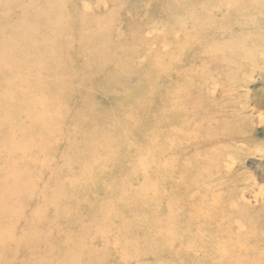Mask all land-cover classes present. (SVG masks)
Here are the masks:
<instances>
[{
    "label": "rangeland",
    "instance_id": "1",
    "mask_svg": "<svg viewBox=\"0 0 264 264\" xmlns=\"http://www.w3.org/2000/svg\"><path fill=\"white\" fill-rule=\"evenodd\" d=\"M42 1L45 4L41 9L40 2ZM112 1L116 3V6L125 5L120 16L121 20H117L114 27L111 28L113 30L110 31H117L121 34L109 37L99 33L100 36L96 37L90 33L83 36V32L91 28L90 26L89 28L85 27L90 22L82 17L84 14L81 16L83 3L88 2L87 0H0V49L4 47V50L1 51L7 53L3 58H0L4 63V66L0 68V75L3 82L6 83L5 86L8 87L10 84L11 87L12 85L17 87L19 85L18 67L12 63L13 53L12 50H9L11 33L15 32L16 35L27 29L39 31L42 36L52 34L57 38V42L53 43L57 55L55 53L51 55V58L55 59V63L50 69L52 77L48 82V84L51 83L53 90L50 94L53 107L50 108H52L51 117L54 131L49 134L50 138L47 140L42 139V133L38 137V149L32 150L36 153L30 158L36 164V167L30 171L33 183L30 185L26 179V189L28 187L29 189L27 192H23V197L17 198L16 192L7 191V186L4 183L0 184V207L1 203L5 202L12 205L11 201L17 208L23 202L31 206L24 212L26 214L24 216L19 209L12 212V218L8 217L4 225L0 226V264H123L122 261H126L127 264H164L158 258L166 257L167 254L172 255L169 253L170 250L175 252V248L179 247L176 242L167 245L171 247L170 249L160 245L150 249L148 246L144 249L149 252V256H143L142 253L136 251L133 248V237L139 239L144 235L145 229L140 228L133 233L131 230L133 224H131L129 229L122 230L123 233L120 234L118 222L113 220L115 212L109 213V208H105V206L109 207L112 201L107 199L112 194L107 195L105 190L112 189L118 195L128 194V188H132L138 184V181H141L137 173L139 174L140 167L144 165L151 166L149 177H153L159 186L163 185V182L167 186L168 180L166 179H173L172 177L178 179V173L174 166L180 165L183 157H192L191 153L186 154L183 147L177 145V141H175L183 133V130L180 129L183 123L182 114L163 112L161 103V101L170 103L164 97L169 96L170 90L176 88L177 83H180L182 79L178 75L165 73V68L170 67L171 59L162 55L161 52L148 51L145 48V41L140 39L144 35H150V32H148L149 34L142 32V30L146 31L145 27L150 21L156 20L160 29L166 23L171 22L170 14L167 16L165 12V15L162 12L164 7L174 4V8H180L188 2L193 3L196 0ZM149 1L150 7L145 9L143 5L147 6ZM157 5L161 6L157 7ZM61 8V15L55 14L59 13ZM52 15L59 16L58 19H55L56 22L50 21V17L53 19ZM41 16L46 18L45 26L42 29L38 27ZM133 18L136 21L133 22ZM253 34L256 33L249 35ZM261 35L264 36V33ZM156 42L158 43V41ZM31 44L35 45L36 41L32 40ZM59 45L65 50L60 51ZM78 46L81 47V50L77 49ZM252 46L258 47L259 42L255 41ZM82 50L84 53H81ZM246 51L248 52V50ZM247 52L244 57H237L235 53L230 54L229 52V54L217 58L223 64H227V60H230V68L222 70L220 73L229 81L225 82L235 86L237 84L234 82L235 79L239 77L242 80V83H238L236 86L239 92L238 99L241 98V102L244 103L245 110L243 111L248 114L245 116L251 124L250 132H243L247 143L236 144L243 145L241 157L229 162L228 168L233 167V162H235L237 172L242 173L246 179L247 177L254 178L256 184L263 186L264 124L261 122V118L264 116L261 117V115H264V51L259 57L249 55ZM46 54L49 55L47 49L45 51L41 49L37 53L43 62L44 57L49 58V56H45ZM210 56L206 55V52L196 56L188 54L184 59L178 61L181 63L178 66L188 72V75L189 71L193 69L194 74H190L188 79L190 78V82L195 81L201 86L208 81L202 79V72L205 66H208L206 69L210 68L214 73V85H217L224 81L219 80L220 76L216 74L215 67L218 63H214V67L207 63ZM243 62L244 65L241 66ZM235 65L236 67L240 66V71L233 69ZM174 66L175 64L172 68ZM45 69H48V64L44 69L42 66L41 75L44 78L43 71ZM237 72H239L238 75ZM91 87H94L95 91H104L105 89L107 94H102L103 97L98 98L95 94L90 93ZM152 92L156 95L154 96ZM41 94L37 99L39 110L45 109L48 105L47 101H51L50 96L45 95L46 92L42 90ZM96 102L100 103L97 105L100 110L96 113L99 117L95 115L94 119H90L86 115L84 116V111L89 112L91 108L94 112L93 106ZM215 107L216 105H212V110L209 111L211 112L210 117H226L228 109L233 108V103L226 100L224 107ZM103 110L109 113L100 114ZM25 113L21 112L22 115H19L21 118L15 117L27 123L24 117ZM241 113L244 114L242 111ZM38 114L39 112H37ZM5 115L3 108L0 109V171L9 169L10 165L6 164V160L12 159L13 163L18 159V157H9L12 151L9 148L10 137L14 136L15 139H19L16 137L17 129L11 121V123H7L9 118H6ZM253 117L255 118L253 119ZM85 118L87 120H83ZM163 120L167 125L161 129L167 131L169 141L172 142L168 143L167 149L162 151L159 145L161 150L153 152L150 144L153 135L151 132L160 129ZM79 121L80 124L77 123ZM192 121L195 120L192 119ZM38 123L41 121L38 120ZM42 123L47 125L48 122L45 120ZM9 125L13 132L7 137L4 133L10 129ZM228 128L229 133L238 131L235 126H228ZM243 135H238L237 140L242 139ZM227 151L230 150L222 146L218 150H208L206 155L213 158L214 153H217V156L223 157ZM153 155L157 160L152 159ZM74 158L82 159L79 164L86 167L90 177L88 176L89 180L86 185L74 188V191L69 195V202L65 210L61 212V208L52 201L53 196L51 195L55 183L50 179L57 171V167L77 164V160H73ZM115 165L114 171L119 177V182H111L112 178H109L111 174L108 172V166ZM152 165H156L157 169H153ZM43 166L47 167L46 171ZM0 175H2L1 172ZM35 175L39 177L37 180ZM65 175L67 178L69 177V180L76 176L74 179L81 185L85 182V176L75 173L71 177L67 168ZM124 177H126V181ZM245 193V197L250 199V194ZM3 197L8 200L4 201ZM179 198L178 196L175 201H179ZM194 206L195 203H190L185 212L193 213ZM1 209L2 212L5 211L2 207ZM173 210H178L177 204ZM30 212H32V216L29 217L27 215ZM97 213L103 219H107L105 223L108 226L111 225V228L97 223L100 219ZM140 213L144 218L145 215H149L151 219L156 218L158 227L164 233L171 232L165 225V219L168 216L166 201L159 202V207L150 203L147 210ZM205 215L206 213L202 216ZM161 221L164 224L160 226ZM201 230L208 235L213 234L214 239L219 236L218 230L212 226H203ZM4 233L6 236L3 239ZM181 248L185 255L196 254L201 258H194L193 261H181L180 264L212 263L209 261V257L202 258L205 254L202 250L187 245ZM88 253H92V257H88ZM166 261H168L167 264L174 263L169 258Z\"/></svg>",
    "mask_w": 264,
    "mask_h": 264
},
{
    "label": "bare ground",
    "instance_id": "2",
    "mask_svg": "<svg viewBox=\"0 0 264 264\" xmlns=\"http://www.w3.org/2000/svg\"><path fill=\"white\" fill-rule=\"evenodd\" d=\"M87 1L83 3L81 16L84 14L82 17L90 22L85 27L89 28L90 26L91 28L83 32V36L87 33L94 34L96 37L100 36L99 33L109 37L121 34L117 31H110L113 30L111 28L114 27L117 20H121L120 16L125 5L116 6V3L112 0ZM44 4L45 2H40L41 9ZM172 5L161 7L163 8V13L165 12L167 16L170 14L171 22L169 21L170 23H166L160 29L156 20L150 21L145 27L146 31L142 30V32L147 34L150 32V35H144L140 40L145 41V48L148 51L161 52L162 55L171 59L169 62L170 67L167 66L165 68V73L178 75L182 79L180 83H177L176 88L170 90V95L164 97L170 103L168 101H161V103L163 104V112L182 114L183 123L180 129L183 130V133L175 141H177V145L183 147L186 154L191 153L192 157H183L181 164L174 166L178 173V179L172 176L176 180L166 179L168 180L167 186L164 182L162 183L163 185L159 186L153 177H149L151 166L144 165L140 167L138 171L140 175L137 173V176L141 181H138V184L132 188H128V194L118 195L112 189L105 190L107 195L112 194V196L107 198L112 200L111 205L109 207L105 206V208H109V213L111 211L115 212V219L113 218V220L118 222L120 234L123 233L122 230L129 229L131 224H133L131 226L133 233L140 228L145 229L144 235L139 239H134L135 237H133V248L142 253L143 256H149V252L144 249L148 246L150 249L156 245L166 246L170 249L171 247L167 245L178 243L179 247L175 248L176 251L172 252L170 250L169 252L173 257L167 254L166 257L158 258L164 264H167V258L174 262L170 264H180L181 261H193L194 258H201L200 255L196 254L185 255L181 248L185 245L204 251L205 254H203L202 258L209 257V261L212 263L264 264V185L259 186L254 178L247 177L246 179L242 173L237 172L235 162H233V167L228 168V163L233 159L237 160L243 152V145L236 144L247 143L243 132H250L251 130V124H249L245 116L248 114L243 111L245 110V105L241 102V98L238 99L239 92L238 88H236L238 83H242V80L239 77L235 79L234 82H237L235 86L227 83L229 81L220 73L222 70L230 68V60H227V64H223L221 60L217 59L219 56L229 54V52L230 54L235 53L237 57H244L246 50H248L249 55L256 57L262 55L264 51V36L261 35V33H264V0H196L193 3L188 2V4L180 8H174V4ZM147 6L143 5L145 9H148L150 1ZM159 6L157 5V7ZM54 10L57 12L56 9ZM59 10V13L55 14L61 15L62 8ZM54 17V15H52L53 19L50 17L51 22H56L55 19L59 18L57 15ZM124 19H126V16H124ZM45 21L46 18L44 19V16H41L38 27L44 28ZM134 21L136 20L133 18ZM250 33L256 34L249 35ZM80 37L82 36L80 35ZM9 40L11 42L9 50H12L13 53L11 61L18 67L19 85L17 87L15 85L11 87L9 86L10 84H8V87L5 86L6 83L3 82L0 75V109L3 108L6 118H9L7 123L12 122V125L17 129L16 137L19 140L15 139L14 136L10 137L9 148L12 151L9 157H18V159L13 163L12 159L6 160V164L10 165V167L0 171L2 173L0 175V184L4 183L7 186V191L16 192L18 194L17 198H21L23 197V192H27L29 189V187L26 189V179L30 185L33 183L30 178V171L36 167V164L30 158L36 153V151L32 150L38 149V137L42 133V139L47 140L50 138L49 134L54 131L51 117L52 108H50L53 107L51 106L52 97L50 95L53 90L51 83L48 84V82L52 77L50 69L55 63V59L51 58V55L54 53L57 55L56 48L54 49L53 47V43L57 38L52 34L42 36L39 31L26 29L16 35L15 32L11 33ZM32 40L36 41L35 45L31 44ZM80 41L78 42L79 44ZM255 41L259 42L258 47L252 46ZM59 46L60 51L65 50L61 45ZM41 49L44 51L47 49L49 53V55H45L49 56V58L44 57V62L37 55ZM77 49L81 50V47L78 46ZM1 50H4V47L0 49V58H3L4 54L6 55L7 53ZM205 52L206 55H211L207 60L210 66L214 67V63H218L215 67L216 74L220 76L219 80L224 82L214 85V73L211 72L210 68L206 69L208 66H205L202 72L203 76H201L203 81L205 79L208 81L201 86L195 81L190 82V78L188 79L190 74H194L193 69L189 71L188 75V72L178 66L181 64L178 61L184 59L188 54L196 56ZM81 53H84L83 50ZM257 59L259 60V58ZM46 64H48V69L43 71L44 78L41 72L42 66L44 69ZM174 64L175 66L172 68ZM242 65H244V62L241 63ZM3 66L4 63L0 59V68ZM233 69L240 71V66L236 67L235 65ZM238 74L239 72H237ZM11 75H13L12 72ZM166 79L165 75V81ZM42 90L46 92V96H50L51 101H47L49 108L46 106L45 109L39 110L37 99L42 95ZM95 90L94 87L89 89L90 93H93L92 95L95 94L98 98L107 94L105 89L104 91ZM153 95L155 96L156 94L153 93ZM183 95L185 97H181ZM179 98L182 99L180 100ZM226 100L233 103V108L228 109L226 117H210L211 112L209 111L212 110V105L224 107ZM99 104V102L94 104V112L91 108L89 112L84 111L83 115L94 119L96 113L100 110L97 106ZM21 112H26L24 117L27 123L19 120L22 115ZM37 112H39L38 115ZM82 113L83 110L81 111ZM102 113L107 114L109 112L103 110L100 114ZM15 116H19V118ZM96 117L99 116L96 115ZM192 119L195 121H192ZM261 119L264 124V117ZM38 120L41 123H38ZM45 120L48 122L47 125L42 123ZM83 120H87V118ZM77 123L80 124V121ZM10 125V129L4 133L7 137L13 132ZM166 125L163 120V123L160 124V129L151 132L153 135L150 144L153 152L155 150L159 152V145L162 151L167 149L168 143L172 142L169 141L167 131L161 129V127ZM228 126H235L238 131L229 133ZM240 134L243 135V138L237 140ZM222 146L230 150L226 154L224 153L223 157L217 156V153H214L213 158L210 155H206L208 150H218ZM155 155L152 157L153 160H157ZM73 160H77V164L57 167V171L54 172L53 177L50 179L55 183V187L52 190L53 194L51 195L53 196L52 201L57 207L61 208V212L65 210L69 202V195L74 191V188L86 185L89 180L88 176L90 177L86 167L79 164L82 159L74 158ZM136 167L139 168L138 165ZM136 167L133 168L135 169ZM43 168L45 171L47 170L46 166H43ZM66 168L71 177L75 173L85 176V182L82 185L77 183L74 179L76 176L69 180V177L67 178L65 175ZM115 168L116 165L108 166V172L111 174L109 178H112L111 182H119V177L114 171ZM152 168L157 169L156 165H152ZM35 178L37 180L39 177L35 175ZM124 178L126 181V177ZM225 192L227 194H223ZM245 192L250 194V199L245 197ZM178 196L180 197L179 201H175ZM3 200L7 201L8 199L3 197ZM161 201L167 202L168 216L165 219V225L171 231L168 233H164L158 227L156 218L151 219L149 215H145L144 218L140 213L147 210V206L150 203L159 207V202ZM11 203L12 205L7 202L1 203V207L5 211L2 212L0 207V226L4 225L8 217L12 218V212H16L19 209L24 216L26 215L24 212L31 208L30 204L25 202L20 204L18 208L13 205L12 201ZM190 203H195L193 213L185 212ZM176 204L178 205V210L174 211L173 208ZM205 213L206 215L202 216ZM97 214L100 216L97 223L108 226L105 223L107 219H103L99 213ZM27 216H32V212L28 213ZM163 224L164 222L161 221L160 226ZM207 225L218 230L219 236H216L217 239L212 237L213 234L208 235L206 232H202V227ZM109 227L111 228V225ZM5 236L4 233L2 238L4 239ZM87 255L92 257V253ZM122 263L127 264L126 261H122Z\"/></svg>",
    "mask_w": 264,
    "mask_h": 264
}]
</instances>
